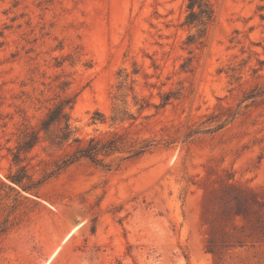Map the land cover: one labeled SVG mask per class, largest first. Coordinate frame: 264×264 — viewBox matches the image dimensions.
Instances as JSON below:
<instances>
[{"label":"rangeland","instance_id":"rangeland-1","mask_svg":"<svg viewBox=\"0 0 264 264\" xmlns=\"http://www.w3.org/2000/svg\"><path fill=\"white\" fill-rule=\"evenodd\" d=\"M205 2L0 0V264H264L241 217L209 251L227 187L264 203V0Z\"/></svg>","mask_w":264,"mask_h":264},{"label":"trees","instance_id":"trees-1","mask_svg":"<svg viewBox=\"0 0 264 264\" xmlns=\"http://www.w3.org/2000/svg\"><path fill=\"white\" fill-rule=\"evenodd\" d=\"M189 9L192 11L189 20L191 23L195 21H200L202 25L205 24V19L210 20L212 14L205 0H189ZM195 7L200 9V13L194 12ZM67 102L61 103L55 109H53L49 114L47 119L42 123L44 130H49L51 125L65 121L66 127L65 131L61 137L63 141H67L70 138V126L68 124L69 117L65 113ZM29 138V139H28ZM27 140L18 149V155H16V160H19V154L21 152L29 151L38 141V136L35 132L30 134ZM121 140V137L113 138L109 141H104L101 139H91L90 143L83 147L81 146V140H76L79 146L75 152H73L68 159L64 160L58 169H62L65 166L71 165L78 162L82 158L90 159L93 162L99 163L100 155H109L116 149V145ZM14 183H21V179L12 178ZM223 206L218 212L213 226L210 230L209 239V251L213 254H217L218 248L223 246L226 242L222 241L225 235L229 232L225 231L230 221L234 220L236 217H241L244 221L249 224L250 236L263 237L264 236V218L259 216V212L264 209V203L260 202L254 193L248 189H244L240 186L231 184L227 187V191L223 197ZM225 222L224 224H222ZM228 235V234H227ZM228 239H232L231 243L242 245L241 241H236V236L229 233Z\"/></svg>","mask_w":264,"mask_h":264}]
</instances>
